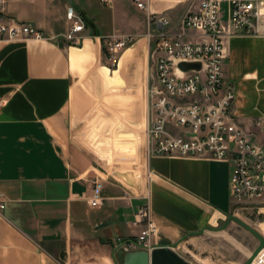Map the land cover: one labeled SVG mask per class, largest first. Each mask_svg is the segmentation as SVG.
Instances as JSON below:
<instances>
[{"label":"crops","instance_id":"0c3cea01","mask_svg":"<svg viewBox=\"0 0 264 264\" xmlns=\"http://www.w3.org/2000/svg\"><path fill=\"white\" fill-rule=\"evenodd\" d=\"M141 2L145 10L134 0L6 4V17L47 37L68 30L69 6L88 28L78 47L49 40L0 41V194L6 202L0 214V264H120L116 246L137 240L142 225L136 214L145 204L159 228L160 246L178 244L233 216L232 165L150 157L138 137L147 128V112L137 137L113 138L111 152L99 145L87 148L89 122L98 120V110L122 105L127 98L120 93L146 89L147 15L165 16L177 27L200 4ZM110 35L138 40L123 54L114 75L105 77L100 38ZM226 49L225 79L236 90L235 122L253 144L264 145V129L255 125L264 118V36L230 38ZM127 138L135 139L125 142ZM121 151L132 153L137 171H111L114 154ZM95 190L103 199L98 208L89 205Z\"/></svg>","mask_w":264,"mask_h":264},{"label":"built area","instance_id":"2783aa9c","mask_svg":"<svg viewBox=\"0 0 264 264\" xmlns=\"http://www.w3.org/2000/svg\"><path fill=\"white\" fill-rule=\"evenodd\" d=\"M9 1L0 0V41L49 40L70 47L84 41L88 27L75 7L66 10L68 30L47 37L32 25L6 17ZM134 1L139 9H146L141 0ZM242 36H264V0H200L198 9L187 11L177 27L165 16L147 15V150L150 157L230 163L233 215L249 212L264 218V145L253 144L235 122L232 107L236 90L226 82L224 71L227 40ZM100 40L105 63L118 68L123 54L138 39L110 35ZM185 65L199 68L187 69ZM255 125L264 129V118L256 119ZM102 204L95 190L89 205L98 208ZM5 208L0 194V214ZM136 218L142 230L136 241L117 244L116 253L122 256L161 247L156 242L159 228L150 204L141 206Z\"/></svg>","mask_w":264,"mask_h":264},{"label":"rangeland","instance_id":"374dc122","mask_svg":"<svg viewBox=\"0 0 264 264\" xmlns=\"http://www.w3.org/2000/svg\"><path fill=\"white\" fill-rule=\"evenodd\" d=\"M104 66L111 70L117 69V67L113 68L106 63ZM149 71L150 68L146 74V85L150 76ZM146 85L145 87H147ZM124 94L120 93V96H123L121 98H127L124 102L121 101L122 105L115 102L111 104L112 108L99 109L98 120L96 118L89 122L90 140L88 141L89 144L87 143V148L99 145L104 152H111L115 137L119 135L137 137L136 135L140 134L142 128L140 125L147 112V90L130 91L128 95ZM146 129H142L138 137H141L147 148ZM134 139L127 138L125 142H134ZM114 158V164L109 165L111 171H137L138 167L133 166L135 157L132 153L128 151L116 152ZM109 168L107 167V169ZM233 217L253 228L264 238L263 217L251 216L249 212L233 215ZM209 228L205 229L202 234L186 237L180 244H175V251L192 264H246L260 245L258 238L237 222L229 221L228 218ZM122 260L123 256L120 259V264H122ZM260 260L264 261V249L254 263L256 264Z\"/></svg>","mask_w":264,"mask_h":264},{"label":"water","instance_id":"95a60500","mask_svg":"<svg viewBox=\"0 0 264 264\" xmlns=\"http://www.w3.org/2000/svg\"><path fill=\"white\" fill-rule=\"evenodd\" d=\"M187 69L199 68L198 65H185ZM229 221H234L244 227L247 231L253 234L256 238H258L260 245L257 250L254 252L252 257L248 260L246 264H251L252 261L260 254V252L264 249V238L253 228L242 223L237 218L233 216H228ZM210 229V228H206ZM204 232L201 231L198 234H202ZM181 242V241H180ZM180 242L178 244H180ZM176 246H161L154 249L152 252H148L145 250H137L133 252H128L123 255L122 264H192L186 261L183 257H181L176 251Z\"/></svg>","mask_w":264,"mask_h":264},{"label":"bare ground","instance_id":"6f19581e","mask_svg":"<svg viewBox=\"0 0 264 264\" xmlns=\"http://www.w3.org/2000/svg\"><path fill=\"white\" fill-rule=\"evenodd\" d=\"M119 64H120V62H119ZM118 67H119V65H118ZM117 69H118V68H117ZM117 69H115V70H111V69H109V68H107V67H104V68H103V71H104V75H105V77L113 76ZM262 251H263V250H262ZM259 255H260V254H259ZM259 255H258V256H259ZM258 256H257V257H258ZM257 257H256V259H257ZM256 259H255V260H256ZM255 260H254V261H255ZM254 264H255V263H254Z\"/></svg>","mask_w":264,"mask_h":264}]
</instances>
